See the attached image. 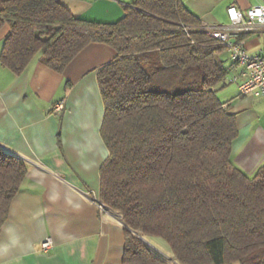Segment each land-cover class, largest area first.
<instances>
[{"label": "trees", "instance_id": "trees-1", "mask_svg": "<svg viewBox=\"0 0 264 264\" xmlns=\"http://www.w3.org/2000/svg\"><path fill=\"white\" fill-rule=\"evenodd\" d=\"M124 10L104 21L60 0H0L1 62L19 73L40 52L62 71L89 43L116 50L98 70L109 149L100 199L125 225L121 264H264V162L248 175L232 159L236 116L218 96L226 47L182 0ZM26 171L0 146V230ZM148 234L165 238L175 260L155 255Z\"/></svg>", "mask_w": 264, "mask_h": 264}, {"label": "crops", "instance_id": "crops-1", "mask_svg": "<svg viewBox=\"0 0 264 264\" xmlns=\"http://www.w3.org/2000/svg\"><path fill=\"white\" fill-rule=\"evenodd\" d=\"M60 1L77 16L115 21L133 0ZM182 2L203 28H210L229 21V5L245 12L264 0ZM8 30V24L0 29V56ZM244 39L248 52L259 51L264 27L245 33ZM115 55L112 46L92 42L56 71L38 52L19 73L0 58V146L27 165L0 230V264L122 263L124 222L118 211L103 210L98 203L101 166L109 155L101 133L105 106L98 70ZM220 59L230 73L237 69L231 58ZM218 96L236 116L233 162L253 175L264 162V94H242L227 79ZM60 101L63 109L55 110ZM47 237L54 244L45 251Z\"/></svg>", "mask_w": 264, "mask_h": 264}, {"label": "built area", "instance_id": "built-area-1", "mask_svg": "<svg viewBox=\"0 0 264 264\" xmlns=\"http://www.w3.org/2000/svg\"><path fill=\"white\" fill-rule=\"evenodd\" d=\"M229 21L210 28H205L209 35L218 39L227 50L237 69L230 74V81L237 84L240 93L261 96L264 94V48L255 53L247 51L244 34L264 27V2L254 4L245 12L237 5L227 8ZM64 102L55 104V110H61ZM101 209L106 205L98 199ZM50 237L42 241V249L47 251L53 246Z\"/></svg>", "mask_w": 264, "mask_h": 264}, {"label": "rangeland", "instance_id": "rangeland-1", "mask_svg": "<svg viewBox=\"0 0 264 264\" xmlns=\"http://www.w3.org/2000/svg\"><path fill=\"white\" fill-rule=\"evenodd\" d=\"M221 55L222 56L224 55V59L227 62H229V60L231 58V55L229 52H227L225 50V51H223V53ZM229 78H230V72L228 73L227 79L229 82H231ZM231 83H234V82H231ZM143 239L149 244L152 252L155 255L162 257L164 259L175 260L168 241L165 238H163L162 236L148 234V235H144Z\"/></svg>", "mask_w": 264, "mask_h": 264}]
</instances>
